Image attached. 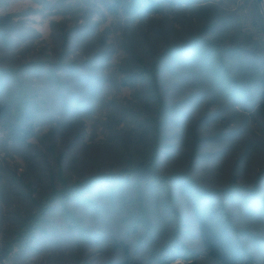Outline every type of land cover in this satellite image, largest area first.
Returning <instances> with one entry per match:
<instances>
[{
    "label": "rangeland",
    "instance_id": "obj_1",
    "mask_svg": "<svg viewBox=\"0 0 264 264\" xmlns=\"http://www.w3.org/2000/svg\"><path fill=\"white\" fill-rule=\"evenodd\" d=\"M180 1L162 14L132 18L115 14L110 9L114 0H0V17L10 15L17 27L11 43L0 38V68L23 69L24 84L39 94L42 113L26 144H17L0 122L1 248L54 189L117 173L130 154L154 146L152 117H146L148 104L141 98L145 90L124 83L137 59L150 61L167 45L199 35L258 52L255 60L263 62L264 2ZM75 70L79 74L74 78ZM167 79L169 102L184 100L186 108L164 125L160 173H189L211 189L234 181L242 187L241 194L225 196L217 206L224 205L231 218V241L241 246L246 259L264 264V207L254 206H264V116L239 103L213 101L212 93L203 96L192 85L172 86V72ZM170 187L178 197L175 204L167 192L143 189L155 226L150 236L140 227L139 233L130 228L139 206L119 202L100 218L77 210L92 238L76 245L58 211L50 217L52 232L45 238L36 234L7 264H110L122 257L114 236L143 264H157L161 258L187 264L175 260L189 254L197 264H214L199 235L193 205ZM215 218L220 223V216ZM231 228L236 232L231 234Z\"/></svg>",
    "mask_w": 264,
    "mask_h": 264
},
{
    "label": "trees",
    "instance_id": "obj_2",
    "mask_svg": "<svg viewBox=\"0 0 264 264\" xmlns=\"http://www.w3.org/2000/svg\"><path fill=\"white\" fill-rule=\"evenodd\" d=\"M259 1L264 2V0ZM179 2L181 1L114 0L110 9L115 14L122 13L127 17L140 18L162 14L168 9H176ZM16 29V23L10 15L0 17V38L5 44L12 42ZM257 54L258 52L255 53L247 48L226 45L198 35L180 44L167 45L160 55L150 61L137 59L126 72L124 83L133 88L142 85L145 90L141 98L148 104L149 114L146 117H152L149 122L152 130L156 132L154 146L146 151L130 154L126 165L117 173L97 174L83 181L64 184L54 189L43 201L35 204L34 212L20 224L13 239L5 247H0V264H7L15 250L23 251L24 248L29 247L30 242L37 238L36 234H40L41 238L48 236L50 233L48 230L52 232V227H49L50 217L58 211L63 214L67 228L77 242L74 243L76 245L79 243L85 245L92 238L82 217L77 215V210H85L89 212L88 215L100 218L110 210L111 206L114 208L119 202L139 206L136 215H131L130 228L139 233L140 227L150 236L155 226L149 216L150 208L147 206L143 189L151 192L159 191L158 193L167 192L168 198L175 204L178 197L173 196L171 184L193 205L199 235L207 257L214 264H259L253 259H246L241 246L231 241L230 232L227 230L228 222L232 225L231 218L227 215L226 209L222 208L224 205L217 206L219 202L226 200L225 196L231 199L241 194L242 187L234 181L226 188L211 189L201 185L189 173L165 176L158 169L160 150L164 146L161 137L164 125L186 108L184 100L169 102L168 96L172 89L167 79L168 74L170 72L175 74L172 86L177 87L181 83L183 89L186 85H192L203 96L212 93L213 101L221 99L224 104L233 106L234 103H239L244 108H250L264 116V60L259 64L255 60ZM22 71L23 69L0 68L2 95L0 122L17 144H26L35 136L36 121L42 114L39 108V94L35 89L24 84ZM78 74L79 72L75 70L71 76L75 78ZM55 83L61 85L59 80ZM121 188L134 192L136 196H130V193L122 191ZM261 203L254 206L263 208ZM168 204L169 208L174 207ZM217 215L221 219L218 224L215 218ZM231 231L233 234L236 228ZM112 239L117 250L121 251L122 257L121 260L118 259L119 257L116 258L110 264H143L132 258L126 246L117 244L115 236ZM195 258L194 254L182 255L175 261L183 259L187 264H197ZM173 263V259L167 258L157 261V264ZM83 264L88 262L85 261Z\"/></svg>",
    "mask_w": 264,
    "mask_h": 264
}]
</instances>
